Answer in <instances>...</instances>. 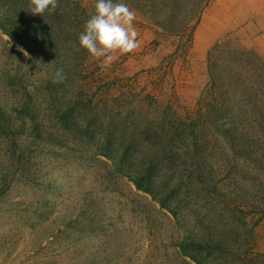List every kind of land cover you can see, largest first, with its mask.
Segmentation results:
<instances>
[{
  "label": "rangeland",
  "instance_id": "obj_1",
  "mask_svg": "<svg viewBox=\"0 0 264 264\" xmlns=\"http://www.w3.org/2000/svg\"><path fill=\"white\" fill-rule=\"evenodd\" d=\"M150 1L105 67L96 0H0V264H264V0Z\"/></svg>",
  "mask_w": 264,
  "mask_h": 264
},
{
  "label": "clouds",
  "instance_id": "obj_2",
  "mask_svg": "<svg viewBox=\"0 0 264 264\" xmlns=\"http://www.w3.org/2000/svg\"><path fill=\"white\" fill-rule=\"evenodd\" d=\"M57 7L58 0H29L27 12L43 16L46 11L54 13ZM135 19V11L119 0H96L94 13L79 34V46L93 58H103L102 63L107 67L117 58L114 53L126 55L139 46ZM21 51L26 57L29 55L23 49ZM64 78L63 69H58L54 82H62Z\"/></svg>",
  "mask_w": 264,
  "mask_h": 264
},
{
  "label": "trees",
  "instance_id": "obj_3",
  "mask_svg": "<svg viewBox=\"0 0 264 264\" xmlns=\"http://www.w3.org/2000/svg\"><path fill=\"white\" fill-rule=\"evenodd\" d=\"M134 0H119V2H123L125 4H129L130 2H132ZM140 0H135V2H139ZM114 2H116V0H114ZM152 8H154V10H163L164 8H173L174 6L178 5V0H151L150 1ZM138 6H141L140 3H136ZM160 4L165 5V7L160 6ZM33 16L31 15H25L24 16V21L28 22L29 20H31ZM7 21L9 22L8 25L9 27L6 28L7 33L10 35V37L12 38V40H17V42L20 41L19 39V34L16 35L13 28H15V19H12L11 17H7ZM159 22V21H158ZM162 27L165 28V23L164 21H160L159 23ZM130 179L136 184L137 188L142 189L144 191H148L150 193H153L152 188L150 187L149 184L153 185V180L151 179V177H148L146 175H140V177H130ZM180 245H183V243H181Z\"/></svg>",
  "mask_w": 264,
  "mask_h": 264
}]
</instances>
